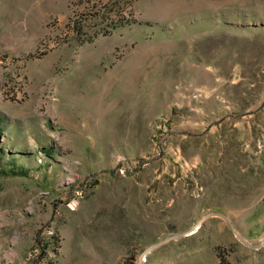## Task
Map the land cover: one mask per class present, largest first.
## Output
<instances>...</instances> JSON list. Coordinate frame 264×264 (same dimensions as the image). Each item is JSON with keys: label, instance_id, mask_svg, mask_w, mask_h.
Segmentation results:
<instances>
[{"label": "rangeland", "instance_id": "rangeland-1", "mask_svg": "<svg viewBox=\"0 0 264 264\" xmlns=\"http://www.w3.org/2000/svg\"><path fill=\"white\" fill-rule=\"evenodd\" d=\"M0 119V264H264V0H0Z\"/></svg>", "mask_w": 264, "mask_h": 264}, {"label": "trees", "instance_id": "trees-1", "mask_svg": "<svg viewBox=\"0 0 264 264\" xmlns=\"http://www.w3.org/2000/svg\"><path fill=\"white\" fill-rule=\"evenodd\" d=\"M84 30H85V27L83 26V23L81 22H76L74 24V32L77 34V35H83L85 34L84 33ZM2 134V119H0V136ZM2 151V150H0Z\"/></svg>", "mask_w": 264, "mask_h": 264}, {"label": "bare ground", "instance_id": "bare-ground-1", "mask_svg": "<svg viewBox=\"0 0 264 264\" xmlns=\"http://www.w3.org/2000/svg\"><path fill=\"white\" fill-rule=\"evenodd\" d=\"M72 206L74 207L75 205H74V204H72Z\"/></svg>", "mask_w": 264, "mask_h": 264}]
</instances>
